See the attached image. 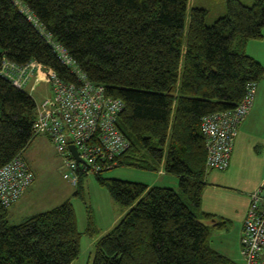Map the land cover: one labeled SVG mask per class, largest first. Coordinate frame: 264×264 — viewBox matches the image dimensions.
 <instances>
[{"label": "trees", "instance_id": "16d2710c", "mask_svg": "<svg viewBox=\"0 0 264 264\" xmlns=\"http://www.w3.org/2000/svg\"><path fill=\"white\" fill-rule=\"evenodd\" d=\"M20 1L37 22L18 0H0V167L37 134L36 99L1 73L3 61L36 60L75 78L42 25L91 80L123 99L118 124L130 146L119 165L163 164L179 177L177 189L97 174L128 209L96 240L93 264H238L210 243L206 219L218 228L228 219L200 210L208 170L201 120L236 107L247 83L264 75L247 52L250 39L263 37L264 0H227L212 23L208 8L194 5L187 30L189 0ZM8 215L0 200V264H72L78 257L82 232L71 200L16 224Z\"/></svg>", "mask_w": 264, "mask_h": 264}, {"label": "built area", "instance_id": "2783aa9c", "mask_svg": "<svg viewBox=\"0 0 264 264\" xmlns=\"http://www.w3.org/2000/svg\"><path fill=\"white\" fill-rule=\"evenodd\" d=\"M23 10L37 22L27 7L24 6ZM40 30L75 78L67 80L53 67L36 60L19 64L5 59L1 73L29 92L32 90L28 86L36 72L52 83L53 94L37 105L33 128L54 142L62 157L64 176L77 184L82 174H100L121 163L122 154L130 146V140L118 124L124 101L108 94L104 84L91 80L66 47L44 26L40 25ZM255 89L256 82L249 81L246 93L236 107L216 110L202 117L209 168L225 169L229 166L239 123L254 102ZM71 144L76 146L79 158ZM34 179L35 172L23 152L14 155L0 167L1 202L11 205ZM241 243L244 264H264V195L261 189L251 194Z\"/></svg>", "mask_w": 264, "mask_h": 264}, {"label": "rangeland", "instance_id": "374dc122", "mask_svg": "<svg viewBox=\"0 0 264 264\" xmlns=\"http://www.w3.org/2000/svg\"><path fill=\"white\" fill-rule=\"evenodd\" d=\"M243 1L252 3L254 0ZM226 2L227 0H189L186 13V30L189 26L192 6H206L208 8L207 21L212 23L218 15L226 11ZM18 3L24 8L20 0ZM36 73H34L31 85L28 87L32 90L31 94L38 105L46 96L53 94V85L41 72L39 74L42 76ZM23 155L34 170L35 179L26 187L21 197L9 205L8 218L10 223H19L34 213L71 200L75 209L78 228L82 232L80 253L72 264H93L96 240L120 221L128 207L113 197L109 187L100 181L97 174H82L80 184H73L69 181L64 176V165L60 153L53 141L44 133H37L34 136L23 150ZM100 174L104 177L142 181L151 185H164L165 182L160 180L162 177H167L166 173H161L159 170L127 163L105 170ZM168 174L175 175L173 173ZM80 188L83 189V192L78 193ZM206 221L211 222L210 219H206ZM91 230L92 232H90ZM235 235L236 227L230 226L226 229L212 231L210 240L212 238L215 245L222 246V248L226 246V250L230 253H227L229 257L238 264H244L241 243L237 242ZM222 242L223 245H221ZM223 252L226 253V251Z\"/></svg>", "mask_w": 264, "mask_h": 264}, {"label": "crops", "instance_id": "0c3cea01", "mask_svg": "<svg viewBox=\"0 0 264 264\" xmlns=\"http://www.w3.org/2000/svg\"><path fill=\"white\" fill-rule=\"evenodd\" d=\"M247 52L264 65V35L262 38L250 39L247 44ZM233 149L227 168L208 167L207 184L202 194L200 210L227 218L228 223L222 228L215 227L214 220L209 218L211 232L235 226V239L241 243L244 220L251 203V194L264 186V75L256 83L254 104L239 126ZM158 170L167 174V177H162L160 180L165 182L164 186L180 188L178 175H169L163 164ZM210 243L217 250L226 251V253L223 252L226 255L230 254L226 250V246L222 248V246L215 245L212 238ZM241 251L243 254L242 243Z\"/></svg>", "mask_w": 264, "mask_h": 264}, {"label": "water", "instance_id": "95a60500", "mask_svg": "<svg viewBox=\"0 0 264 264\" xmlns=\"http://www.w3.org/2000/svg\"><path fill=\"white\" fill-rule=\"evenodd\" d=\"M70 146H71V149L74 151V154L79 158L78 150H77L76 146L74 144H71ZM261 193H262V195H264V186L261 189Z\"/></svg>", "mask_w": 264, "mask_h": 264}, {"label": "bare ground", "instance_id": "6f19581e", "mask_svg": "<svg viewBox=\"0 0 264 264\" xmlns=\"http://www.w3.org/2000/svg\"><path fill=\"white\" fill-rule=\"evenodd\" d=\"M234 150V149H233ZM233 153V152H232Z\"/></svg>", "mask_w": 264, "mask_h": 264}, {"label": "clouds", "instance_id": "9594fccd", "mask_svg": "<svg viewBox=\"0 0 264 264\" xmlns=\"http://www.w3.org/2000/svg\"><path fill=\"white\" fill-rule=\"evenodd\" d=\"M31 93V92H30Z\"/></svg>", "mask_w": 264, "mask_h": 264}]
</instances>
